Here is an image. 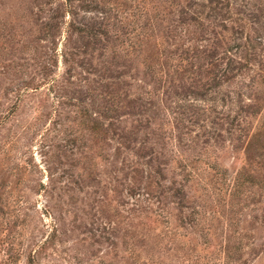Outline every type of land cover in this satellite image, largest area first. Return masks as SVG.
<instances>
[{"label":"rangeland","instance_id":"obj_1","mask_svg":"<svg viewBox=\"0 0 264 264\" xmlns=\"http://www.w3.org/2000/svg\"><path fill=\"white\" fill-rule=\"evenodd\" d=\"M0 264H264V0H0Z\"/></svg>","mask_w":264,"mask_h":264}]
</instances>
